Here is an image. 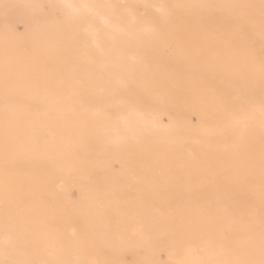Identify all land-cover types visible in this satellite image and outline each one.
Listing matches in <instances>:
<instances>
[{"label":"bare ground","instance_id":"bare-ground-1","mask_svg":"<svg viewBox=\"0 0 264 264\" xmlns=\"http://www.w3.org/2000/svg\"><path fill=\"white\" fill-rule=\"evenodd\" d=\"M159 15L168 40L146 44L149 23L121 40L169 55L0 61L1 222L79 262L264 264V0H169Z\"/></svg>","mask_w":264,"mask_h":264},{"label":"rangeland","instance_id":"rangeland-1","mask_svg":"<svg viewBox=\"0 0 264 264\" xmlns=\"http://www.w3.org/2000/svg\"><path fill=\"white\" fill-rule=\"evenodd\" d=\"M168 2L169 0H0V61L5 63V68H12L18 65L12 63L9 58H26L31 61L26 65L28 68L32 66L33 61L39 60L44 54L49 56L60 53L69 56L76 53L81 56L93 53L154 50L169 55L173 49L168 42H164L160 48L139 49L135 47L138 44L137 41L121 40V37L136 35L137 32L134 30L138 25L148 23L153 24L156 30L144 41L146 44H155L158 38L168 40L173 33L169 31L168 25L159 15V12L166 9ZM104 20L106 25H103ZM123 45L130 47L123 48ZM0 99L4 100L3 97ZM162 121L167 123V118L163 117ZM189 121L195 124L196 116L190 115ZM3 138L4 136L0 135V142ZM2 146L1 143L0 170L5 168L6 151L2 149ZM248 153L254 154L255 152L248 151ZM262 154L263 157L258 161L262 163L261 166H264V151ZM133 169H135L134 166L128 171L131 172ZM179 179H188V177ZM102 184L108 185L106 182ZM58 185L68 184L58 183ZM75 187L76 184L70 191H73L76 197ZM8 190V175L1 176L0 174V218L7 210L5 201L1 200L6 198ZM109 195L110 200H115L117 196L129 199V196L143 195V193L112 192ZM82 200L76 199L75 201ZM47 201V204L54 205L58 209H63L62 206H65L59 204L63 203V200L57 202L50 195ZM260 213H262L264 227V192ZM1 221L0 219V264H116L114 258L109 255L102 259L88 257L85 262H79L73 258L72 260L71 258L67 260L65 257L58 258L55 255L56 243L53 241L43 238L34 231L14 228L2 224ZM228 235L227 228H222L219 232V236L223 238ZM67 252L70 255L74 253L72 249ZM140 259H142L141 254L127 255L123 258V264L139 262Z\"/></svg>","mask_w":264,"mask_h":264}]
</instances>
